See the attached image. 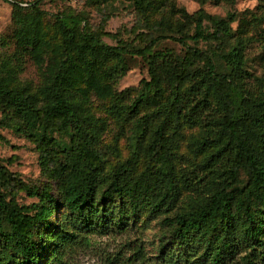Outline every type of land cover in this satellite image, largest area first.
<instances>
[{"label":"trees","instance_id":"1","mask_svg":"<svg viewBox=\"0 0 264 264\" xmlns=\"http://www.w3.org/2000/svg\"><path fill=\"white\" fill-rule=\"evenodd\" d=\"M39 1L31 5L29 17L28 35L33 39L40 29ZM135 3L142 10L158 9L153 0ZM182 14L192 32L167 24L164 27L168 32L179 35H155L152 27L135 24L129 31H137L135 39L142 46L133 51L103 44L101 36L119 38L120 34L104 32L101 26L96 33L83 34L78 45V54L98 46L114 54H135L148 62L149 80L143 81L141 94L128 106L130 111L150 95L154 98L162 83L172 86L167 103L137 118L134 147L127 158L114 165L107 180L99 176L103 159L95 147V127L70 99L69 87L75 79V65L68 62L72 57L57 65L50 99L39 104L23 89L9 88L0 78V107L12 110L28 127L19 130L36 145L41 171L57 180L61 196L57 203L47 190H29L0 163V264L10 259L21 264H68V258L79 247L88 246L94 234L126 235L124 244L131 250L127 260L145 264L142 238L128 226V220L141 216L151 219L172 209L176 197L175 156L168 129L183 124L200 128L202 139L197 147L207 155L198 168L215 187L188 209L163 216L170 243L181 252L187 250L182 258L188 264H225L226 259L241 253L240 247L247 250L236 264H259L264 259V75L249 86L242 39L223 48L224 37L232 33L236 12H229L226 18L207 14L202 8L192 13L182 9ZM61 26L68 33L64 21ZM166 39L177 41L184 54L167 72L160 73L154 56L146 52ZM189 41L215 45L199 48ZM88 78L92 81L91 73ZM160 113L163 118L146 133ZM2 127L12 124L0 118ZM53 132H71L68 148L49 151L51 139L46 135ZM144 132L148 136L145 141ZM140 154L147 157V162L134 175L132 168ZM241 172L245 181L239 186ZM21 191L37 197V202L19 204L17 194ZM116 202L118 208L113 206ZM51 216L55 221L49 220ZM53 234L52 243L46 244ZM159 253L164 262L179 264L180 254L165 250L162 243Z\"/></svg>","mask_w":264,"mask_h":264},{"label":"rangeland","instance_id":"2","mask_svg":"<svg viewBox=\"0 0 264 264\" xmlns=\"http://www.w3.org/2000/svg\"><path fill=\"white\" fill-rule=\"evenodd\" d=\"M34 1L12 0L17 2L14 5L11 0H0V78L7 87L23 89L35 104H39L50 99L52 78L57 65L67 60L68 56L72 57L68 62L75 65V79L69 87L70 99L79 108V113L95 127V147L103 159L99 176L104 180L108 179L114 165L131 153L137 135V118L156 111L167 103L172 86L162 83V88L154 98L151 99L150 95L146 101L139 102L134 111H130L128 106L141 94L143 81L149 80L148 62L135 54H114L98 46L78 54L83 34L96 33L98 26L104 32H119V38L101 36L102 43L133 51L142 46L135 39L137 31H129L135 24L144 23L152 27L155 35L178 36L177 32H168L164 25H180L181 31L188 30L182 9L186 13H192L202 8L207 14L220 18H226L229 12H236V20L231 23L232 33L224 37L223 48H229L237 38L242 39L245 43L243 67L249 86L264 75V0H153L158 6L155 10H142L135 0H40L37 4L40 10V29L37 39H33L28 34L31 28V5ZM63 21L68 33L62 30ZM204 24L208 29V23L205 21ZM189 30L192 32L191 28ZM188 43L199 48L215 45L204 41ZM183 54V47L173 39L162 40L156 43L153 50L146 52V55L154 56L160 73L167 72ZM89 73L92 74V81H89ZM180 89L183 90L184 87ZM120 92L123 94L118 95ZM0 118L12 124L10 128H0V163L15 173L29 190H47L60 203L57 180L41 171L40 153L36 145L26 133L19 130L21 126L24 130L28 127L7 107H0ZM162 118L160 113L152 119L145 132L150 131ZM145 132L144 141L148 137ZM168 133L173 140L172 152L175 156L176 197L173 207L167 213L151 219L141 216L128 220V226L137 230L142 238L145 264H169L160 256L161 243L165 250L180 254L179 264H188L182 258L187 250L181 252L178 246L170 243L162 218L188 209L215 187L198 168V164L207 155V151L197 147V141L202 139L200 128L197 125L183 124L174 130L169 128ZM70 134L71 132H53L46 135V138L51 139L49 151L57 152L61 147L68 148ZM146 162L147 157L140 154L133 165L132 174L141 172ZM239 178L240 186L245 181L242 172ZM37 200V197L30 196L26 191L17 194L19 204L31 205ZM113 206L118 208V203H113ZM64 212L61 207L60 213ZM49 220L53 222L55 217L51 216ZM53 237L54 234L48 236L46 244H51ZM90 238L88 246L79 247L68 258V264H139L127 260L131 250L124 244L126 235L94 234ZM238 250L241 253H236L233 259H226L225 264L239 262L247 248L240 247ZM7 264L21 263L10 259ZM259 264H264V259H260Z\"/></svg>","mask_w":264,"mask_h":264}]
</instances>
